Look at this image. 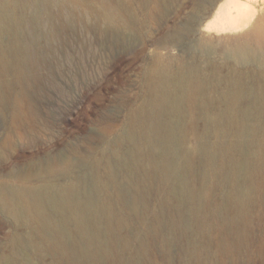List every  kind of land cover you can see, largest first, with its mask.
<instances>
[{"label":"bare ground","instance_id":"bare-ground-1","mask_svg":"<svg viewBox=\"0 0 264 264\" xmlns=\"http://www.w3.org/2000/svg\"><path fill=\"white\" fill-rule=\"evenodd\" d=\"M137 3L145 20L190 6L187 24L162 43L169 49L197 35L183 48L198 53L177 60H171V54L157 56L149 64L145 93L127 113L125 130L89 155L94 191L81 196V174L59 181L61 175L75 173L77 164L70 158L31 168L19 182L0 186V207L20 229L9 241V252L0 255V264L19 263L15 249L25 240L44 264H124L125 256L132 264H159L151 254L158 233L141 238L143 262L133 254L132 237L124 233L130 217L118 205L125 192L113 166H125V148L134 164L127 177L136 188L138 213L149 209L151 192L160 191L159 207L153 210L155 226L166 218L181 238L187 234L184 216L174 211L185 202L191 206L194 236L184 260L243 264L253 251V229L264 220V22L226 43L224 62L208 56L203 35L242 28L261 11L264 0ZM132 10L131 0H0V107L10 111L12 124L30 120L22 85L33 74L41 49L91 17L93 27L135 29L140 21ZM35 40H41L40 48L34 47ZM197 165L201 171L196 177ZM139 217L145 222L142 214ZM259 240L256 251L264 263V227ZM162 246L169 251L165 237ZM47 254L53 259L47 261Z\"/></svg>","mask_w":264,"mask_h":264},{"label":"rangeland","instance_id":"rangeland-1","mask_svg":"<svg viewBox=\"0 0 264 264\" xmlns=\"http://www.w3.org/2000/svg\"><path fill=\"white\" fill-rule=\"evenodd\" d=\"M131 3L133 15L140 21L135 29L107 30L103 24L99 28L93 27L95 19L91 17L84 25L69 30L41 49V57L33 61V74L22 85L26 112L30 115V120L33 117L32 121L27 119L19 125H13L10 111L0 107V186L19 182L26 170L44 166L52 160L60 162L70 158L77 164L75 173L61 175L59 181L67 182L81 174L82 180H85L83 189L80 188L81 196L83 191H94L95 183L91 172L93 167L89 155L100 152L103 146L107 147V141L113 140L125 130L127 113L141 102L145 93L143 78L149 64L157 56L165 58L171 54L169 58L177 60L181 56L191 58L194 53H198L194 49L183 48V44L192 42L197 35H188L182 43L169 49L162 43V38L177 33L179 28L187 24L190 6L177 12L169 10L166 16L156 13L153 18L145 20V12L137 0H131ZM257 22H264V7L247 25L234 32H205L203 41H206L210 49L208 56L224 62L226 58L223 51H226V43L234 42L239 36L243 38L246 31ZM33 45L40 48L42 42L35 40ZM15 88L19 90L18 87ZM190 143L195 145L196 140L192 139ZM128 153V148H125V166L115 164L113 170H116L114 173L116 172L119 185L123 184L121 187L125 192L124 200L118 205H123L120 209L130 217L129 227H125L124 233L133 238V254L137 256V261L143 262L145 258L143 259L139 251L141 238L156 232L159 238L151 245L153 260L159 264H190L183 259V255L185 250L190 249L194 236L191 206L185 202L179 211H174L181 217L184 216L182 220L187 228V234L178 238L166 218L156 228L153 210L159 207L161 193L154 190L150 194L149 209L142 208L140 212L145 218L142 223L139 217L141 214L136 211V188L133 180L127 177L134 169ZM177 157L175 162L179 160ZM199 167L196 166V177L201 171ZM115 187L113 185L112 190ZM99 192L104 193L100 190ZM263 227L264 220L255 225L254 248L245 257L243 264H264L256 251ZM19 231L13 219L0 207V255L9 252V241ZM21 232L25 234L26 229ZM163 237L169 241L168 252L162 248ZM15 250L19 252V263L15 262L16 264H44L26 240ZM51 259L53 256L47 254V261ZM130 262L129 257H123L124 264Z\"/></svg>","mask_w":264,"mask_h":264}]
</instances>
